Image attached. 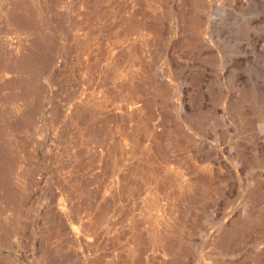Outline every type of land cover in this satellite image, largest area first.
Returning a JSON list of instances; mask_svg holds the SVG:
<instances>
[{"label": "rangeland", "instance_id": "374dc122", "mask_svg": "<svg viewBox=\"0 0 264 264\" xmlns=\"http://www.w3.org/2000/svg\"><path fill=\"white\" fill-rule=\"evenodd\" d=\"M0 264H264V0H0Z\"/></svg>", "mask_w": 264, "mask_h": 264}]
</instances>
